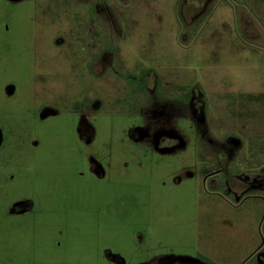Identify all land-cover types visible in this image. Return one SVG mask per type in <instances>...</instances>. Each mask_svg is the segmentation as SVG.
Masks as SVG:
<instances>
[{"label": "rangeland", "instance_id": "1", "mask_svg": "<svg viewBox=\"0 0 264 264\" xmlns=\"http://www.w3.org/2000/svg\"><path fill=\"white\" fill-rule=\"evenodd\" d=\"M205 259L264 264V0H0V264Z\"/></svg>", "mask_w": 264, "mask_h": 264}, {"label": "trees", "instance_id": "2", "mask_svg": "<svg viewBox=\"0 0 264 264\" xmlns=\"http://www.w3.org/2000/svg\"><path fill=\"white\" fill-rule=\"evenodd\" d=\"M151 71L152 70L150 68L145 67V68L139 69L138 72H132V73L128 74L127 76H125L126 80L128 81L129 85L131 86V94H130L129 98L127 97V100H126L127 103L130 104L129 109H131V111L136 112L135 107L132 106V104H134L133 99H136L138 94L143 93L146 90L147 84H148L147 77ZM188 97H189V93L185 94L184 100L187 101ZM229 181L231 182V184L234 182V180H232V179H230ZM205 261H207L209 264H211L208 259H205Z\"/></svg>", "mask_w": 264, "mask_h": 264}]
</instances>
